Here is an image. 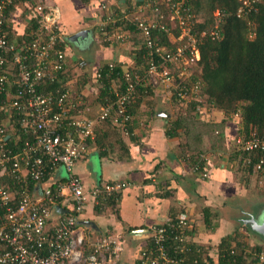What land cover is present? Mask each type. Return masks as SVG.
Returning a JSON list of instances; mask_svg holds the SVG:
<instances>
[{"label": "built area", "instance_id": "1", "mask_svg": "<svg viewBox=\"0 0 264 264\" xmlns=\"http://www.w3.org/2000/svg\"><path fill=\"white\" fill-rule=\"evenodd\" d=\"M22 1L0 0V264H119L124 251L121 241L102 238L89 243L79 228V220L89 194L99 202L123 190L130 182L106 181L89 192L75 167L89 154L98 125L111 120L125 127L131 122V105L138 97L139 85L164 91L167 101L181 105L187 106L193 97L201 101L200 82L188 80L198 67L202 40L222 38L220 23L225 13L216 9L214 27L201 29L189 11L188 0H132L137 9L126 17L137 24L146 42L147 68L141 75L128 67L117 69L115 61L92 64L80 59V68H93L94 83L102 87L103 79H109V91L113 95L91 116L88 115L91 108L83 105L82 94L72 88L40 90L48 80L55 81L65 72L67 36L59 9L36 1L33 15L37 29L30 38L15 39L14 7ZM262 1L239 0L238 16L247 17L258 11ZM112 5L107 1L100 5L96 26L101 41L133 43L129 31L117 25L107 30L109 24H116L117 12ZM162 31L169 33V40L163 42L153 36ZM202 108L198 106V110ZM233 115L241 117L239 111ZM234 145L243 170H264V158L255 162L249 155L264 150V135L238 134ZM200 158L191 170L207 177L208 172L201 167L202 159L207 156ZM59 168L68 174L64 183L46 186L37 195L36 184L54 176ZM62 197L70 198L71 208L66 205V213L50 229L48 223ZM192 230L193 222L187 214L168 216L164 222L156 223L140 248L136 264H184L185 254L193 244ZM195 246L205 257L203 264H219V256L211 261L206 258L211 255L202 245ZM249 248L245 243L231 245L229 253L233 256L242 253L245 261L241 264H264V247ZM194 262L199 263L197 259ZM225 264L238 263L234 257Z\"/></svg>", "mask_w": 264, "mask_h": 264}, {"label": "crops", "instance_id": "2", "mask_svg": "<svg viewBox=\"0 0 264 264\" xmlns=\"http://www.w3.org/2000/svg\"><path fill=\"white\" fill-rule=\"evenodd\" d=\"M36 1L59 9L67 36L68 65L64 73L73 74L66 85L82 94L83 105L91 108L88 115H96L101 101L95 100V96L100 86L93 82V68L83 70L78 65L79 60L84 58L92 64L115 61L123 69L136 63L134 46L131 45L129 52L125 44L104 43L97 30L101 3L114 4L116 1L23 0L14 7L15 39L28 38L25 33L35 21L33 7ZM83 30H89L88 36L77 42L70 40L72 35ZM85 74L89 79L80 86L79 78ZM163 94L164 91L156 90L154 95H138L141 100L138 106L135 105L132 130L120 131V128L106 127L107 124L98 125L96 137L90 141L89 154L77 163L75 171L89 192L106 181L130 182L123 190L99 202L89 194L79 220V228L86 234V240L89 243L102 238L121 240L128 234L120 264H136L140 248L148 240L153 225L164 222L168 216L187 214L193 222V243L202 245L213 258L219 256L221 242L234 243L230 239L235 235L238 241L248 242L250 248L264 247V233L250 231L246 225L252 216L259 221L264 219V170L253 171L251 175L243 170L234 145L242 126L241 117L205 105L210 110L206 121L216 126L207 131L202 128L203 133L193 129L190 136L183 129L172 133V121L176 117L173 112L169 114L168 108L161 109L159 97L163 106L171 104L165 101ZM162 110L169 115L162 116ZM214 127L220 130V135H217L219 131L213 133ZM100 142L107 143L110 148ZM199 155L207 156L204 164L207 177L191 170ZM66 177L63 168H59L54 176L36 184V194L39 195L46 186L64 183ZM59 205L66 210V205L71 208L70 198L62 197ZM205 211L212 225L205 222ZM64 213L62 208H56L48 228H54ZM141 228L148 232L141 236L134 233ZM134 240L138 246H134Z\"/></svg>", "mask_w": 264, "mask_h": 264}, {"label": "trees", "instance_id": "3", "mask_svg": "<svg viewBox=\"0 0 264 264\" xmlns=\"http://www.w3.org/2000/svg\"><path fill=\"white\" fill-rule=\"evenodd\" d=\"M117 1V5H112V8L117 12L115 15L116 24H109L107 30H113L117 25L132 34L133 53H135L136 63L128 68L132 72L142 75L147 68L145 55L148 56V49L137 24L132 23L126 17L127 14L130 15L131 11H135L137 7L132 4V0ZM187 2L190 5L189 11L195 15V18L198 20L197 25L201 29H211L214 27V11L216 9L220 8L225 13L224 20L220 23L222 38L213 40L211 37H205L202 40L200 44L201 58L198 62V67L193 72L192 79L188 81L200 82L198 95L205 98L203 99L206 101V103L204 102L205 105L223 110L227 115H233L237 111L240 112L242 126L239 128L238 134L242 137H248L253 134L258 136L264 135V0L258 5V11L252 12L247 17L238 16L239 0H188ZM34 19L33 26L29 27L30 29L27 28L25 33V36H28V38L32 35L31 29L36 30L38 27L37 19ZM253 33L255 35L251 37L250 34ZM155 35L163 42L169 40L168 32H155L153 36L155 37ZM121 68L117 63V69ZM65 74L61 73L59 79L55 81L48 80L40 87V90L56 91L58 88L68 86L66 84L73 74ZM88 79L86 74L80 76L78 81L80 86H84ZM103 83L104 85L99 88L95 96V100L101 101V103H104L113 96L112 92L109 91V79L104 78ZM139 89V94L148 93L154 95L156 93L150 86L139 85ZM140 100L141 98L138 97L136 102L131 105L132 120L125 127L115 125L111 120H106L102 124H107L108 126L106 127L108 128H120V131L121 129L123 131L132 130L133 126L131 124L134 122L135 105L138 106ZM201 104L200 98L193 97L187 105V112L189 113H180L173 119L172 130H174L172 133H178V129H183L184 133L190 136L194 131L193 129L203 133L204 131H201L202 128L207 131V129L216 126L214 124L210 125L211 123H208V121L197 117V113H199L198 106ZM208 125L211 127H208ZM214 131L215 134L219 131L217 135L221 134L220 130L216 129V127L213 128V133ZM100 144H104L110 148L105 142H100ZM189 144L191 145L190 142ZM246 155L245 153L244 156ZM249 155L256 162L260 158H264V150H255ZM200 159L199 155L194 163H192V166ZM206 162L207 159L203 158L201 167L202 171L207 172L204 166ZM247 173L251 175L253 168H249ZM205 222L212 225L207 212L205 214ZM225 242L222 241L220 244L219 264H225L227 261L231 262L234 257H236L238 264L244 262V255L241 253L233 256L229 253L232 244H225ZM242 244V242H238L239 246ZM195 245L194 243L190 244V248L185 254L184 264L205 263L203 253ZM256 248L261 249L263 247L257 246ZM206 258L211 261L213 260V257L209 255ZM195 259L199 263H195Z\"/></svg>", "mask_w": 264, "mask_h": 264}, {"label": "rangeland", "instance_id": "4", "mask_svg": "<svg viewBox=\"0 0 264 264\" xmlns=\"http://www.w3.org/2000/svg\"><path fill=\"white\" fill-rule=\"evenodd\" d=\"M131 45H133V43H130V44H125V48H126V50L127 51H129V52H131V49H130V47H131ZM74 52H78V51H74ZM158 95H160V97H161V93H158ZM163 95H165V94H163ZM159 97V101H161V103H162V105L160 106L161 107V109H163V108H168V110L170 111V113L169 114H171L172 112V114H173V116L174 117H177L180 113H185V112H187L188 111V109H187V106L186 105H181V103L179 104V103H177V102H175V101H173V100H171V101H167L166 99H165V101L166 102H170L171 104H168L167 106L166 105H164L163 106V101H162V98H160ZM158 99V98H157ZM203 99H205V98H202L201 97V101H202V104H201V106H203V108L202 109H200L199 110V113H197V117H200V118H204L205 120L207 119V117H208V114H209V108H207V107H205V104H204V102L206 103V101L205 100H203ZM212 108V107H211ZM210 108V109H211ZM161 112H165L164 110H162ZM187 113H189V112H187ZM232 115V114H231ZM162 116H167V115H162ZM235 116V115H234ZM64 170V172H65V174H67V172H66V170L65 169H63ZM68 175V174H67ZM242 223H244V222H240V224H242ZM250 223V222H249ZM249 223H247L246 225L248 226V228L250 229V231H253V229H252V227L251 226H253L252 224H249ZM127 235L128 234H126V235H124V236H122L120 239V241H121V243H122V245L125 247V245H124V241H126L127 240ZM230 240H233V241H235L234 243H231L232 245H236L237 244V242H242V243H245L246 245L247 244H249L248 242H246V241H238V239H237V236L235 235V236H233ZM192 242H194V241H192ZM134 246H138V242L137 241H135L134 240ZM123 252V251H122ZM121 252V253H122ZM120 261H121V256H120ZM120 261H119V264H120ZM81 264H84L83 262L81 263Z\"/></svg>", "mask_w": 264, "mask_h": 264}, {"label": "water", "instance_id": "5", "mask_svg": "<svg viewBox=\"0 0 264 264\" xmlns=\"http://www.w3.org/2000/svg\"><path fill=\"white\" fill-rule=\"evenodd\" d=\"M88 34H89V30H83V31H81V32H78V33H76V34H74V35H72L71 37H70V40L71 41H74V42H77V41H79L80 39H83L84 37H86V36H88ZM161 115H169L168 113H166V112H162L161 113ZM57 209H60V208H62V206L61 205H57V207H56ZM66 211V209L65 208H62V211ZM248 222H246V223H249V224H252L253 226H251L252 227V229L254 230V231H259V232H262V233H264V219L263 220H261V221H259V220H257L254 216H252L251 218H250V220H247ZM145 231L146 232H148V230L147 229H136V230H134V233H138V234H140V236H141V234L144 232L145 233ZM135 235V234H134ZM145 236V235H144Z\"/></svg>", "mask_w": 264, "mask_h": 264}]
</instances>
